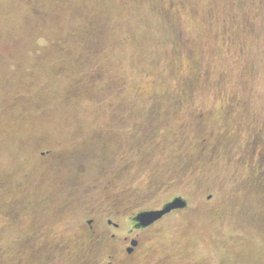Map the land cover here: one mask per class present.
Masks as SVG:
<instances>
[{"label": "rangeland", "instance_id": "obj_1", "mask_svg": "<svg viewBox=\"0 0 264 264\" xmlns=\"http://www.w3.org/2000/svg\"><path fill=\"white\" fill-rule=\"evenodd\" d=\"M254 135L263 145L264 0H0V264H92L87 236L63 229L86 218L74 201H120L121 220L174 195L188 207L140 233L141 255L264 264ZM53 142L75 150L61 174L96 186L74 206L33 184Z\"/></svg>", "mask_w": 264, "mask_h": 264}, {"label": "flooded vegetation", "instance_id": "obj_2", "mask_svg": "<svg viewBox=\"0 0 264 264\" xmlns=\"http://www.w3.org/2000/svg\"><path fill=\"white\" fill-rule=\"evenodd\" d=\"M35 137L36 136L34 135L31 136V138H33L34 140V143H35L34 145H38L40 139L42 140L43 136H38L37 140ZM249 145L250 146L253 145V147L252 149H249L248 151H250L254 155H258L257 157H260V159L256 157L257 163L264 164V144L262 145L260 136L254 135V143L248 144V146ZM62 148H63L62 145L58 143L55 144V142H53L52 147H48L45 150L39 151L38 156L41 159V164L38 162V165H36V168L43 169V174L40 175L42 178L38 180L35 179L33 181V184L36 187L37 186L40 187L43 184L46 185V180H48L47 182H49V189H51V192H50L51 196H48L47 199L51 203H57L58 199L69 196L67 198V201L63 204L59 203V206L66 207V206H69L70 203H71V206H74L75 202H77L78 205L83 204L84 211L86 212V218L82 222L81 224L82 226H76V224L73 225L74 221L72 220L70 222L68 220L64 223L63 229H64V232H66L69 235L77 236V233L83 232L84 235L87 236V239L89 240V242L87 243L88 248H84V249L81 248L80 250H82L83 253H86L85 257H88V256L90 257L91 261L89 263H92V264H134L136 260L138 261V264H162L164 263V261H159V260L151 261L150 257L147 256L146 258L144 257L143 254L141 255L142 250L144 249L141 244L144 237L140 233L147 231L148 229L152 227H155L157 224L161 223L171 213L184 212L185 211L184 209L188 207V200L184 198L183 196L174 195L167 202H165L164 204H161V206H159L158 208L137 211L135 214L130 215L125 219L122 218L121 220L112 218L115 214L119 213L117 210H118V207L121 206L120 201H114V203H110V201H106V203L104 204L100 202L94 205V204H91L90 201H87L88 200L87 199L85 201L76 200L74 201V203H72L73 202L71 199L72 194L74 192H76V194L79 193L78 189L79 190L85 189V193L87 190L89 191V193H92L94 192L93 188H96V186H92L91 188L89 186V184L91 183L84 186V182L77 183L75 185L74 183L68 181L69 177H65L61 174L62 172H67L66 168L76 157L74 154L75 150H64ZM244 150H242V152ZM107 153L108 151L106 152V154ZM106 154L104 155L102 160H104ZM83 157L84 159L87 158L88 154L81 155V158ZM30 162H32V167L34 169L35 161L34 163L33 161H30ZM96 168H98L99 172L102 170V167H99L97 165H96ZM108 170L110 172L112 171V169H108ZM126 170H127L126 167H120L115 172H113L112 174L114 175L115 181L122 178L123 177L122 173H125ZM35 173L36 172L31 173L28 176V172H26L29 178L33 176ZM259 175H260V178L256 176L255 179L257 180L259 179L258 183L260 184L259 187L261 191V190H264V167L259 173ZM101 176H103V173L101 174ZM104 176L109 178L110 174L107 173ZM110 182L111 181L108 180L104 184L100 183V185L103 186V190H104L102 195H106V200H108V197H107L108 193L107 194H104V193L109 192V190L112 188V184H111L112 182L111 183ZM116 188L118 187H115L114 191ZM247 188L249 189V186H247ZM121 193H124V192H121ZM212 196L213 194L212 195L209 194V195H206L205 198L203 199L204 201L203 204L206 205L205 206L206 208H207L208 202L212 200ZM175 198H180L183 200L185 204L184 206L185 208L183 207L184 209L183 208L173 209L170 212L164 214L160 219H158L157 221L153 222L152 224L148 226H145V227L137 226V222L134 221V217L137 214L141 212L161 210L165 204L171 202ZM103 205L107 206V208H104ZM37 234L38 233H35L34 235H37ZM41 235L43 236V239L37 240L36 242L40 244L48 245L47 234L43 233ZM30 237L35 238V236H32V235ZM147 239H145V241ZM96 243L97 244L102 243L103 248L109 250L104 261H102L101 258H100L101 261L97 259L95 260L96 246H91V244L96 245ZM60 245L61 243H59L57 246L59 247ZM50 252L46 248L39 250V253H41L42 256L47 257L46 260H49V258L51 257ZM71 256L74 259L73 253L68 254L69 258H71ZM166 264L168 263L166 262Z\"/></svg>", "mask_w": 264, "mask_h": 264}, {"label": "water", "instance_id": "obj_3", "mask_svg": "<svg viewBox=\"0 0 264 264\" xmlns=\"http://www.w3.org/2000/svg\"><path fill=\"white\" fill-rule=\"evenodd\" d=\"M184 202L180 198H175L171 202L165 204L161 210L141 212L134 217L138 227H145L160 219L164 214L173 209L183 208Z\"/></svg>", "mask_w": 264, "mask_h": 264}]
</instances>
